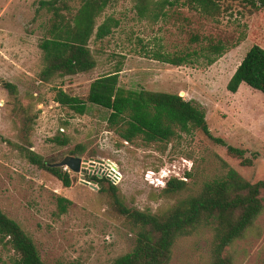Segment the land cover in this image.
Instances as JSON below:
<instances>
[{"label":"rangeland","instance_id":"1","mask_svg":"<svg viewBox=\"0 0 264 264\" xmlns=\"http://www.w3.org/2000/svg\"><path fill=\"white\" fill-rule=\"evenodd\" d=\"M40 1L0 0V209L32 238L45 264H112L132 251L140 228L118 211L108 184L97 182L103 177L116 186L124 207L151 215L197 195L206 182L225 174L226 165L250 183L264 180V95L244 83L236 93L227 90L248 50L264 49V12L240 0H218L216 9L204 13L182 0L153 5L140 16L134 1L112 0L97 22L113 17L119 26L101 41L90 40L96 68L44 83L38 45L53 18L37 12ZM70 7L75 11V4ZM210 41H219L226 51L207 65L208 52L202 49ZM194 51L190 63L179 67L154 58ZM117 69L124 90L176 94L199 105L212 136L245 150L249 159L255 155L252 165L242 166L199 130L179 133L164 151V143L145 146L140 138L127 143L109 128L108 110L87 103L79 116L54 101L58 88L86 101L91 82ZM7 83L16 87V96ZM62 139L68 143L60 145ZM20 148L49 165L73 156L87 166L80 173L62 168L70 178L65 187L30 164ZM161 171L191 177L183 191L167 195L155 185ZM260 196L261 214L224 253L234 264H264V190ZM61 197L69 201L64 213ZM211 241L208 227L176 238L168 264H211ZM15 257L9 246L0 245V264H11Z\"/></svg>","mask_w":264,"mask_h":264},{"label":"trees","instance_id":"2","mask_svg":"<svg viewBox=\"0 0 264 264\" xmlns=\"http://www.w3.org/2000/svg\"><path fill=\"white\" fill-rule=\"evenodd\" d=\"M112 0H42L39 11L52 15L53 21L47 35L41 39L38 47L42 53L43 68L39 73V81L49 83L55 76L64 78L89 73L97 66L89 43L103 40L119 26V21L106 17L100 24L97 20L102 16ZM140 16L150 12L153 5L162 8L174 1L182 0H132ZM193 8L204 13L214 10L218 0H183ZM256 11L264 12V0H240ZM70 4H75L71 11ZM65 12V13H64ZM206 64H213L225 51L226 47L219 41H210L202 51ZM197 52L174 56L156 53L155 60L171 66H184L190 63L191 55ZM120 69L100 76L89 86L86 101L69 96L62 89H56L54 101L74 114L83 116L87 103L109 111L107 123L116 135L127 143L136 139L143 140L145 146L152 143H164L178 136L179 133L190 134L199 130L210 140L224 147L229 156L240 161L242 166H251L252 159L247 158L246 151L225 143L223 139L212 136L206 113L191 100H185L176 94L149 91H129L121 88L119 83ZM244 83L251 89L264 95V49L252 46L227 83V90L236 93ZM5 87L16 96L17 89L7 83ZM57 141V138L54 139ZM68 141L62 139L60 145ZM20 150L25 159L40 169L47 170L57 177L65 187L70 186V178L62 168H51L38 154L29 148ZM186 177H191L186 173ZM108 184V190L118 211L129 218L135 227L140 228L136 243L131 252L117 257L112 264H168L176 238L188 236L200 227H208L212 233L211 264H234L226 256L225 251L249 229L263 210L261 191L264 180L250 183L233 168L226 165L222 177L206 182L201 191L160 215H151L123 206L117 197L116 186L107 177L99 179ZM186 183L181 180H170L162 194H174L183 191ZM61 213L66 211L69 201L59 198ZM0 245L9 246L16 257L11 264H45L32 238L20 225L6 216L0 209ZM61 264V263H56Z\"/></svg>","mask_w":264,"mask_h":264},{"label":"water","instance_id":"3","mask_svg":"<svg viewBox=\"0 0 264 264\" xmlns=\"http://www.w3.org/2000/svg\"><path fill=\"white\" fill-rule=\"evenodd\" d=\"M86 166H87L86 161H83L80 157H73V156H67L62 161L49 165V167L51 168H68L70 171L74 173H80L81 169L85 168ZM82 182L86 185L91 186L95 190L100 188L99 186L95 187L93 183L89 181L83 180Z\"/></svg>","mask_w":264,"mask_h":264},{"label":"built area","instance_id":"4","mask_svg":"<svg viewBox=\"0 0 264 264\" xmlns=\"http://www.w3.org/2000/svg\"><path fill=\"white\" fill-rule=\"evenodd\" d=\"M159 178H156L155 180V185H160L159 187L162 188V189H165L167 183L172 180V179H177V180H181V181H184L186 182L187 181V177H186V174L184 175V177H181V176H177V175H174L173 172L171 171H161L159 173ZM147 180H149L151 183L154 182L153 180V176L152 175H147ZM154 184V183H153Z\"/></svg>","mask_w":264,"mask_h":264}]
</instances>
